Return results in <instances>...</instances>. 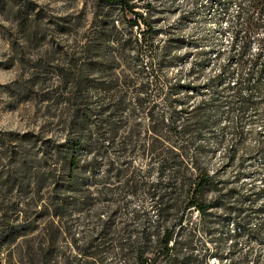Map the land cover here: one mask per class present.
<instances>
[{"label":"rangeland","instance_id":"obj_1","mask_svg":"<svg viewBox=\"0 0 264 264\" xmlns=\"http://www.w3.org/2000/svg\"><path fill=\"white\" fill-rule=\"evenodd\" d=\"M130 2L0 0V264H41L52 224L49 264H264V0ZM99 41L115 82L65 83L64 56Z\"/></svg>","mask_w":264,"mask_h":264},{"label":"trees","instance_id":"obj_2","mask_svg":"<svg viewBox=\"0 0 264 264\" xmlns=\"http://www.w3.org/2000/svg\"><path fill=\"white\" fill-rule=\"evenodd\" d=\"M97 5L100 3L110 5V4H117L119 5L121 9V14L126 17L128 14H135L134 6L130 2V0H96ZM131 25H136L137 22L135 20H130L129 21ZM72 25L71 19H68L67 26ZM97 51L92 52V48L90 46H86L83 49V55L76 57L74 54L68 55L66 54L64 56V62H62L58 66V72L61 74L63 80L65 83H72L73 85L76 86H81L82 81L87 78L89 73L93 70L99 71V73L103 76H105L107 79L105 82H101L100 86L102 88H108V86L112 85L116 78L111 74V70L113 68V58L110 55V49L106 44H103L101 41L98 42L96 45ZM95 55V56H94ZM66 65V66H65ZM120 108V102L116 104V108L112 110L111 116H115L118 114ZM150 117L153 119V115L150 114ZM158 124H153L152 126V131L154 133H157L158 127H160V120L157 122ZM107 125L109 134L111 135V140L116 136L117 131H118V122L115 121L114 119L109 118L105 122ZM137 131L133 128L132 129V134L136 133ZM176 133V131H175ZM159 141V137H156L153 139V144L155 145ZM128 142V141H127ZM124 146V145H123ZM167 152L169 153L171 159L173 161L177 160L178 155L177 153L173 150L168 148ZM212 185L211 184V178L208 176V174L204 171H200L194 180L190 181V185L188 188V193L187 195H190V200L189 204L190 206H194L198 208V210L202 213L206 211V209L209 207V204L203 203L202 196L205 191V189ZM165 194H162L158 198V203L160 205V201L162 202L164 199ZM162 208H166L167 214H170L171 208H177L179 205V198L178 196L175 198H171V200H166L163 203ZM26 231H30L34 229V226L31 224L26 225ZM51 233L49 234V243L48 247L42 248L41 246H38L37 250L39 251V261L41 264H49L50 263V256L52 253V249L54 247V242L61 233L62 230H60L59 226L51 225L50 227ZM20 233L19 230H17L15 227H11L8 234H7V239L9 241H13L15 238L18 237V234ZM173 242V232L169 229H166L161 236L159 234L156 235L155 237V247L157 248V251H161L164 257L168 258L171 256L172 252L174 249L176 250L174 245L170 246V243ZM27 250L30 251L31 248L28 246ZM64 264H71L69 260L64 257L63 259ZM150 264L149 260H143L142 255L140 254L138 256V260L135 262V264Z\"/></svg>","mask_w":264,"mask_h":264}]
</instances>
